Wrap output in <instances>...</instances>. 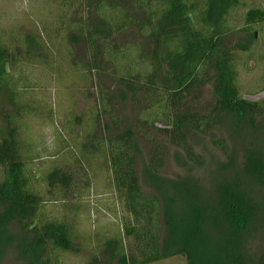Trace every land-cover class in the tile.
I'll use <instances>...</instances> for the list:
<instances>
[{
    "label": "trees",
    "instance_id": "16d2710c",
    "mask_svg": "<svg viewBox=\"0 0 264 264\" xmlns=\"http://www.w3.org/2000/svg\"><path fill=\"white\" fill-rule=\"evenodd\" d=\"M62 1L71 10L80 6L76 34L69 38L73 42L84 39L86 58L92 60L89 65H77L87 66L99 85L97 103L87 110L92 115L91 124L106 117L113 127L121 129L105 139L94 135L90 144L99 158L110 163L114 186L125 193L132 223L125 225L124 232L136 246L138 262L147 264L181 255L187 264H264V236H257L264 233V150L249 138L240 154L227 146L226 140L216 139L213 143L228 155L223 162L219 156L212 155L210 160L197 155L188 139L190 131L206 135L218 130L225 116L261 131L258 123L264 119V99L239 94L235 52L217 51L220 42L231 34L249 33L255 38L252 27L264 18V10L249 9L240 27L232 25L231 19L242 0H127V4L124 0ZM130 32L137 37L119 45L117 41ZM54 56L47 41L35 34L25 35L22 49L12 50L0 40V93L13 106L2 111L5 125L0 126V263L10 252L16 253L22 264H58L60 252L79 253L67 222L41 216L45 195L39 182L45 183L47 194L65 198L76 182L73 171L56 166L39 181L29 168L33 159L19 123L26 114L37 115L46 109L44 103L21 96L12 73L20 60L40 59L48 67L54 65ZM213 70L215 76H211ZM102 77L118 79L125 91H120L123 102L130 95L131 108L139 107V122L132 127L123 128L122 107L100 82ZM206 79L215 80L214 89L220 96L207 114L186 112V99L194 97ZM69 110L68 114L75 113ZM53 113L50 109L49 115ZM77 123L81 124V118ZM234 130L239 133V127L234 126ZM154 131L166 136L167 141L158 139ZM139 134L150 146L145 167L150 190L143 188L138 169ZM169 143L191 164L210 162L218 177L213 198L202 197L200 179L187 176L190 168L175 179L161 175L170 154ZM93 157L86 159L92 163ZM231 174L234 183L228 181ZM165 179L172 183L163 185ZM177 207L183 212L178 214ZM257 239L263 248L250 255L248 248ZM104 250L109 258H98V262L95 258L94 264L136 262L126 254L120 236L107 239Z\"/></svg>",
    "mask_w": 264,
    "mask_h": 264
},
{
    "label": "rangeland",
    "instance_id": "374dc122",
    "mask_svg": "<svg viewBox=\"0 0 264 264\" xmlns=\"http://www.w3.org/2000/svg\"><path fill=\"white\" fill-rule=\"evenodd\" d=\"M123 2L127 4V0ZM253 8L264 10V0H242V5L232 14V25L242 27L245 24L246 12ZM80 16L79 5L71 10L63 6L62 0H0V40L12 50L15 47L22 49L25 35L35 34L42 41H47L55 55L54 65L45 67L40 59L20 60L12 71L14 80L19 83V86L15 87L21 90V96L25 99L30 98L33 102L44 103L46 109L37 115L26 114L19 123L24 144L33 159L29 168L40 181L42 174L48 173L56 166L67 167L73 171L76 180L68 197L65 198L58 197L60 196L58 194V196L47 194L45 183L36 182L37 184L39 182V188L45 195L41 216L46 220L58 219L67 222L73 231L74 243L79 247L77 254L60 252L58 264H94L95 258L97 262L98 258L107 260L110 254L104 250V243L109 238L119 236L123 238L126 254L136 260L131 264H142L138 262L140 257L134 242L131 238L125 237V225L132 223L125 193L115 188L110 163L99 158L97 150L90 144L94 135L105 139L109 135L119 133L121 129L113 127L106 117L91 124L89 117L91 114H87L88 108H93L97 103L99 85L94 73L89 72L87 66L77 65V62L89 65L92 60L90 56L86 58L84 39L73 42L69 38L76 34L74 30ZM252 28L256 34L255 38L249 33L231 34L220 42L217 52L220 54L227 49L235 52L238 58L239 94L248 99L262 101L264 99V18L258 19ZM125 37L117 43L125 45L137 35L130 32ZM20 57H23V51ZM211 76H215V70L211 72ZM100 82L114 93L115 103L122 107L123 128L132 127L139 122L137 114L139 107L134 108L135 110L131 108L130 95L127 97V102H123L120 91L124 88L118 79L102 77ZM215 85V80L206 79L196 95L186 99V112L207 114L215 99L220 96L214 89ZM69 108L75 113L68 114ZM4 109L12 110L13 106L0 93V126L2 127L5 125L2 114ZM50 109L54 111L51 116ZM80 118L81 124L77 123ZM260 120L258 126L264 131V119ZM234 126L239 127V133L234 130ZM261 131L257 132L247 122H239L235 117L225 116L218 130L206 135L190 131L188 139L197 155H203L210 160L212 155L219 156L223 162H227L228 155L213 143L216 139L226 140L227 146L232 150L241 151L240 154L248 146L249 138L264 150V136L258 135L264 133ZM154 133L158 139L167 141L166 136H160L155 131ZM138 141L140 146L138 169L142 177L141 182L144 189L150 190L152 189L150 179L145 173L150 146L141 135L138 136ZM84 144L87 146L84 147ZM168 146L170 154L165 167L160 170L161 175L175 179L186 174L190 168L187 176L193 180L200 179L202 197L213 198V189L217 185L218 177L213 174L214 167L210 162L205 160L200 166L191 164L179 148L170 143ZM80 147H84L85 152L81 151ZM92 155L94 161L89 163L86 157ZM237 168L238 171L241 169L239 166ZM228 181L235 182L232 174ZM162 183L164 185L172 182L165 179ZM244 187L248 189L246 179ZM176 194L178 195L179 191ZM177 209L178 214L183 212L181 207ZM166 230L164 226L165 238ZM257 236L263 237L264 233ZM251 244L253 245L248 248L250 255L257 254L263 248L259 239ZM117 263V260L113 262V264ZM0 264L22 263L16 253L10 252ZM147 264H187V261L185 257L175 255Z\"/></svg>",
    "mask_w": 264,
    "mask_h": 264
}]
</instances>
